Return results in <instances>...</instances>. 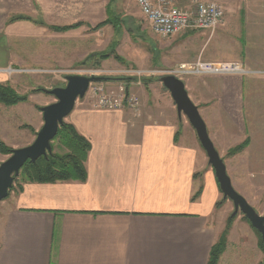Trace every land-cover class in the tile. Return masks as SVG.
Masks as SVG:
<instances>
[{"label": "crops", "instance_id": "obj_1", "mask_svg": "<svg viewBox=\"0 0 264 264\" xmlns=\"http://www.w3.org/2000/svg\"><path fill=\"white\" fill-rule=\"evenodd\" d=\"M5 1L27 5L24 11L36 15V24H24L27 35H37L38 50L42 53L38 67L56 65V60L51 63L44 53H61L65 43L62 35L88 30L81 26L62 33L50 30L51 26L79 20L93 26L110 19V0ZM171 1L174 6L184 5L181 0ZM220 2L225 10L224 25L214 33L193 30L176 35L180 44L174 46L179 39L171 40L165 47L179 54L172 59L165 55L163 59L169 65L196 59L238 61L253 72L189 76L181 80L221 158L229 148L249 139L251 144L246 149L259 147L252 158L263 164L264 0ZM233 23L236 30L232 29ZM14 25L8 26L10 33L0 30L5 35L4 42L0 36L2 84L11 85L4 72H9L10 65L5 63L10 61L8 36ZM95 31L100 36L95 48L84 39L72 45L74 40L67 45L68 54L73 56L64 60L80 63L108 49L110 40L103 35L107 27ZM231 36L238 37L236 47ZM211 43L212 50L208 51ZM52 56L56 57L54 53ZM57 59L60 65L56 66L61 67L63 57L59 54ZM106 60L97 62L103 64ZM120 64L126 65L125 59ZM106 83L107 88L118 84ZM125 87L139 99L138 112L127 107L96 110L84 96L76 100L64 119L90 144L84 162V181L22 183L21 189L17 187L9 193L0 218V264H206L210 247L220 232L212 215L221 192L212 170L206 167L205 153L193 128L184 127L189 122L177 115L169 92L160 82ZM24 104L14 107L21 109ZM4 108L0 104V112ZM178 122L183 127H178ZM41 126L32 128L37 133ZM23 131L30 134L24 143L15 137L16 132ZM34 136L28 129L0 127V140L10 148L23 147ZM224 164L227 172V163ZM261 173L264 195L262 167ZM199 188V196L192 200Z\"/></svg>", "mask_w": 264, "mask_h": 264}, {"label": "rangeland", "instance_id": "obj_2", "mask_svg": "<svg viewBox=\"0 0 264 264\" xmlns=\"http://www.w3.org/2000/svg\"><path fill=\"white\" fill-rule=\"evenodd\" d=\"M217 2L221 4L220 0H217ZM109 6L111 7L109 18L112 21L118 20V22L120 23L118 27L120 33H117V29L114 28V25L111 26V24H106L107 26L106 25L104 26L107 27V33L103 32V35L105 34L104 37H107L108 41L110 40L109 45L112 42H116V44L118 45V47H116V50L119 51L120 53L119 56L120 57L122 56V59L123 58L125 59L126 65L120 63L117 65L112 57L109 60H106L103 64L97 63V58L90 59L89 61H87V64H81V62L79 63V61L72 63L73 61L71 60H64L66 57H68L69 59L71 56H73V54H68L67 45L68 44L70 45L74 40L75 42L72 45L77 43L76 42L77 40H79V43H81L82 39H84L86 42L91 43L92 47L95 48V44L100 39V36H98L96 33L98 30L97 31L92 30L93 27L96 26L97 24L91 26V23L87 21L79 20L77 22L75 21L72 24L82 22L83 24L81 26L87 27L88 30L80 34L77 30L71 29L74 30V33L70 32L69 35L68 34L62 35L61 37V40L65 41L64 45L61 47L62 50L61 53L58 52L44 53L45 55H48L50 57L49 61L51 63H54L53 60H56L55 61L56 65H60L57 62L58 61L57 57H59L60 54L61 58L63 57V62H62L63 65L61 67H58L56 65L50 67H43V66L38 67L37 66L39 62L38 57L40 55L42 57V53L40 49L38 50L39 45L37 42V35L36 32L27 35L29 31L27 30L28 28L25 26L26 24H24V23L36 24V15H32L24 11V7H27V5H21L19 3L11 4L9 2H6L5 0H0V30L3 33H5V31L6 32L8 31L10 33V30H8L9 29L8 26L11 24H15L12 29V34L8 36V41L11 43L10 61L9 63L7 62L5 64L10 65L9 67H7V70H9V72L8 71L6 73L4 72V74L8 75L9 80L11 81V85L15 88V91L21 95L26 94L29 100V101L27 100L28 102L26 101L27 103L23 102L25 104L22 106L21 109L18 107H14L15 105L13 107L3 105L5 107L4 108L5 111L0 112V127H20V128H23L25 126L31 128L39 127V125L42 124V120L40 121L41 112L35 109L37 104H43V103L49 104L51 102H54L55 98L54 96L50 94H45L43 92H40L39 94H35L34 92H32V90H34L37 87H43L44 89L49 90L54 87H59L55 85H60V84L64 86L65 81L62 80L64 74L107 75L110 77H120L121 76L120 69H130V70L143 71V76L141 78H151L152 81L150 82H159L158 79L163 75H161L160 73H154V75L148 76L149 73L148 71L154 70L155 68H170L173 66L167 64L166 58L165 59L163 58L165 57V55H167L170 59H172L173 56H176L179 53L170 52L169 51L170 49H167V46L165 47V45H167L168 41L177 40L179 38H176L175 35V37L172 36L170 38L164 39L152 34L143 16L136 7L135 0H119V1L110 0ZM20 15L27 17L29 19L28 20L18 19L15 21H11V19L15 18L14 16L19 17ZM224 18H225V10H224ZM60 26H66V25H60ZM237 28L238 27L233 23L232 29L236 30ZM2 32H0V36L2 35L1 40L4 42L5 35ZM48 38L50 41L52 40L51 37ZM231 38L234 39L233 45L234 47H236L238 37L231 36ZM115 40H117L118 43ZM180 42L181 40L179 39V42L175 43L174 46L179 45ZM212 46L213 44L211 43L208 48V51L212 50ZM53 53L55 54L56 57L52 56ZM157 61L159 63L161 62L160 65ZM212 62H216V61H212ZM95 64H98L99 69H96L94 67ZM101 65H104V67L101 68ZM113 65L114 67H112ZM206 76H228V75H206ZM118 82H123V81H117V83ZM135 82H136L135 80L127 84L123 82V85L128 86L130 84H134ZM105 83L103 84L106 85L107 83L106 84ZM8 85L11 86L10 84ZM132 91L135 92V88H133ZM177 125L178 127H183L179 122L177 123ZM184 127H191V126L190 124L186 123L184 124ZM188 129H189L187 130L188 133L192 134L191 128ZM33 131L35 130L33 129ZM15 137H17L19 141H23L24 143L26 142V140H28L30 134L27 131L16 132ZM244 141H247L248 143L243 148V150H241L236 154H233L232 156L227 155L229 150L240 145ZM244 141L229 148L222 160L227 163L228 166L227 174L231 180V184L235 189V191L238 194H240L246 200V202L254 208V210L258 214L264 216V209H263L264 195H262L263 192L261 189L262 176H263V174L261 173V167L264 168V163L261 164L259 161H256L252 158V154L256 152V150L259 147L246 149L251 144V141H249V139H245ZM11 149H15V148H11ZM58 150H59L58 146L56 145L55 151ZM246 150H248V152L243 154ZM7 156L8 155L0 154V162L6 159ZM206 167L212 170V168L207 163V157H206ZM263 181H264V177H263ZM18 185L19 183L17 182L12 191H15ZM7 200L8 199L5 198L0 202V218L5 211V203ZM218 202H222V205L218 208L216 207L214 208V215H212V219L214 226L217 228L218 231H220L219 232L220 234L223 231L227 223V220L231 217V213L233 212V204L229 199H224L222 194ZM244 217L245 216L240 211L234 216H232L231 227L226 240V248L222 253V255L220 256L217 264H260V263L263 264L264 263V250L261 249V247L259 246V235L256 233V231L251 227L250 223H248Z\"/></svg>", "mask_w": 264, "mask_h": 264}, {"label": "water", "instance_id": "obj_3", "mask_svg": "<svg viewBox=\"0 0 264 264\" xmlns=\"http://www.w3.org/2000/svg\"><path fill=\"white\" fill-rule=\"evenodd\" d=\"M64 80V86L49 90L42 89L44 93L54 96L55 101L40 107L42 126L35 134L32 142L26 146L12 149L6 159L0 162V202L7 197L14 178L19 174L26 161L35 163L39 157H47L52 153L51 141L55 137L58 127L72 111L76 100L84 97L89 84L110 82L112 78L105 75L65 74ZM133 80L131 78L120 79L124 82ZM146 80L147 82L152 81L151 78ZM158 80L169 92L177 115L179 117L183 115L193 128L197 140L207 157V163L213 170L223 198L229 199L233 204L231 217L240 211L250 225L260 234L264 243V216L258 214L233 188L224 161L214 148L205 122L201 118L197 106L189 99L184 83L181 79L171 75L162 76Z\"/></svg>", "mask_w": 264, "mask_h": 264}, {"label": "built area", "instance_id": "obj_4", "mask_svg": "<svg viewBox=\"0 0 264 264\" xmlns=\"http://www.w3.org/2000/svg\"><path fill=\"white\" fill-rule=\"evenodd\" d=\"M181 1L184 3L181 7L172 5L171 0H136V5L152 34L164 39L193 30L213 33L224 24V9L217 1ZM148 72V76L160 73L163 76L171 75L179 79L201 75H249L253 73L240 62H212L201 59L178 63L170 68H155ZM120 73V77L135 78L138 85L143 79L141 70L120 69ZM85 97H88L92 108L96 110H119L127 107L138 112L141 106L139 99L120 82L114 88H107L102 83H92Z\"/></svg>", "mask_w": 264, "mask_h": 264}, {"label": "trees", "instance_id": "obj_5", "mask_svg": "<svg viewBox=\"0 0 264 264\" xmlns=\"http://www.w3.org/2000/svg\"><path fill=\"white\" fill-rule=\"evenodd\" d=\"M14 17L15 18L11 19V21H15L18 19H29L21 15L19 17ZM82 24V22H78L66 26H51L50 30L55 32H65L71 29L78 28ZM106 24H111V26L114 25V28L116 29L119 27V23L117 20L112 21L110 19H107L94 26L93 29H98ZM116 46V42H112L107 50L90 55L89 57H87V60L82 61L81 64H87V61L94 58H97V61H101L111 57L119 63L124 62L122 57L116 54ZM94 67L98 68V64H95ZM120 79L123 78H112V80ZM146 79L147 78H143L144 81L142 80V83H147ZM32 92L40 93L43 92V90L41 87H37L32 90ZM27 100L28 96L26 94H18L8 84H0V104L4 106H14L19 103L26 102ZM36 109L40 111L39 106H36ZM23 128L29 129L34 135L36 134L31 127L25 126ZM51 143L52 153L47 155V157H39L35 161V163H31L30 161L25 162V164L21 167L19 174L14 178L13 184L8 190V195L13 190L17 182L19 183L18 188L21 189L20 186L22 183H54L57 181L67 180L84 181L86 179L84 162L90 149V144L87 139L80 135L72 124L63 121V123L58 127L57 133L52 139ZM247 143V141H244L240 145L232 148L228 151L227 155L232 156L233 154L240 152L247 145ZM56 145L58 146V151H55ZM11 150L12 149L10 147H8L3 141L0 140V154L9 155L11 153ZM200 191L201 189L199 188L193 195L192 200L199 196ZM221 205L222 202H217L215 207L218 208ZM244 218L246 219V217ZM231 222L232 217L227 220L223 231L218 235L215 242L210 247L206 264L218 263L220 256L226 248V240L231 227ZM247 222L249 223L248 220ZM256 233L259 235V246L264 250V243L261 239V236L257 231Z\"/></svg>", "mask_w": 264, "mask_h": 264}, {"label": "bare ground", "instance_id": "obj_6", "mask_svg": "<svg viewBox=\"0 0 264 264\" xmlns=\"http://www.w3.org/2000/svg\"><path fill=\"white\" fill-rule=\"evenodd\" d=\"M144 81V80H143ZM113 82V81H112ZM133 82V81H132ZM138 85V84H137ZM47 94V93H46ZM52 148V147H51Z\"/></svg>", "mask_w": 264, "mask_h": 264}]
</instances>
